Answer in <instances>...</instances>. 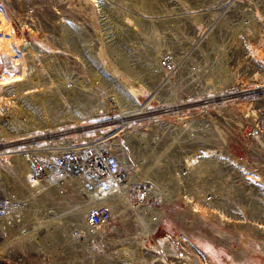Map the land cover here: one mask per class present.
Returning a JSON list of instances; mask_svg holds the SVG:
<instances>
[{"label": "rangeland", "instance_id": "374dc122", "mask_svg": "<svg viewBox=\"0 0 264 264\" xmlns=\"http://www.w3.org/2000/svg\"><path fill=\"white\" fill-rule=\"evenodd\" d=\"M1 10L24 42L3 55L0 24V75L21 79L0 90V144L113 134L129 184L108 200L73 178L34 191L12 150L0 193L28 205L20 230L4 233L0 264H264V0H14ZM103 206L109 223L89 227Z\"/></svg>", "mask_w": 264, "mask_h": 264}, {"label": "built area", "instance_id": "2783aa9c", "mask_svg": "<svg viewBox=\"0 0 264 264\" xmlns=\"http://www.w3.org/2000/svg\"><path fill=\"white\" fill-rule=\"evenodd\" d=\"M7 1L14 0H0V5L3 7ZM113 137L115 135L110 134L100 139H82L56 147L49 143L37 146L30 141L17 146L18 151L8 143H1L0 161L10 156L12 150L20 152L27 165L25 184L35 191L64 184L72 178L83 186L103 190L107 182L117 178L122 170L109 145ZM27 205V198L0 193V237L8 228L20 230ZM110 217V209L103 206L98 212L89 214L86 223L91 228L101 229L109 223Z\"/></svg>", "mask_w": 264, "mask_h": 264}, {"label": "bare ground", "instance_id": "6f19581e", "mask_svg": "<svg viewBox=\"0 0 264 264\" xmlns=\"http://www.w3.org/2000/svg\"><path fill=\"white\" fill-rule=\"evenodd\" d=\"M2 7V5H0ZM1 7H0V24L1 26L4 28V35L2 37V39H4V50H3V55H7V52H10L11 49L13 50H16L19 48V46L24 42L23 39H21L20 37H17L15 34H14V31H13V28H12V25H10L8 23V20L6 19V17L4 16V14L2 13V10H1ZM3 8V7H2ZM156 32V31H155ZM156 35V34H155ZM18 65L21 67V70H24L25 69V63L20 60V62L18 63ZM23 76H25V71H22L21 73ZM23 79V78H22ZM21 80L20 79V75L18 76H14V77H10L9 74L7 73V71L5 70L4 73L2 75H0V90L3 89L4 86L7 87V85H11L12 83H15L17 81ZM41 84H31L30 86H28V88H36V87H39ZM9 87V86H8ZM12 87H15V86H12ZM5 88V87H4ZM23 88H27V87H23ZM6 89V88H5ZM5 91V90H4ZM15 94L16 91H14ZM2 102H0L1 104ZM2 106H0V109H1ZM2 111V110H1ZM18 111V110H17ZM16 111V112H17ZM22 112V111H21ZM2 113V112H1ZM0 113V114H1ZM19 113V112H17ZM16 113V114H17ZM3 114V113H2ZM2 116V115H1ZM4 116V115H3ZM20 116H21V113H20ZM15 117V116H14ZM19 117V116H18ZM17 118V117H16ZM20 118V117H19ZM126 118H127V113L123 112L122 115L119 117V121L120 123L124 124L125 121H126ZM2 119V118H1ZM18 119V118H17ZM1 121V120H0ZM4 124V123H3ZM78 127V126H77ZM2 128V127H1ZM5 128V127H3ZM77 129V128H76ZM78 130V129H77ZM47 137L46 138H50L51 137V132H47ZM12 142V141H11ZM16 157L14 158H21L22 161V164H25L26 166V171H27V165H26V162L23 158V156L20 154V152H17L15 153ZM12 159V158H11ZM3 162L4 161H0V175H4V177H8L7 174H5V170L2 168L3 167ZM2 171V172H1ZM2 173V174H1ZM4 173V174H3ZM15 174V173H14ZM26 174V173H25ZM13 177V176H12ZM17 177V179H14L13 182V186L15 185V188L18 189V190H23V186L20 184L19 180H18V172H17V175L15 176ZM20 179V178H19ZM129 180V179H128ZM127 184L128 181H127V178H126V174L121 170V173L120 175L115 178V179H111L107 182L105 188L103 190H100L101 188L99 187H94V188H91L90 186H87V190L89 193H93L92 196H97L98 197V200H108L111 196L113 195H119V194H124V196L126 197L127 195ZM2 186V185H1ZM2 190V189H0ZM7 190V189H6ZM3 191V190H2ZM35 191V190H34ZM50 221V220H49ZM24 222V220H23ZM45 222H48V220H39L37 221L33 226L31 227H27L23 230V235H22V238L23 239H26L27 237H29L31 231L40 226L41 224H44ZM4 234L1 235L0 237V243H4Z\"/></svg>", "mask_w": 264, "mask_h": 264}, {"label": "crops", "instance_id": "0c3cea01", "mask_svg": "<svg viewBox=\"0 0 264 264\" xmlns=\"http://www.w3.org/2000/svg\"><path fill=\"white\" fill-rule=\"evenodd\" d=\"M7 263V262H6Z\"/></svg>", "mask_w": 264, "mask_h": 264}]
</instances>
